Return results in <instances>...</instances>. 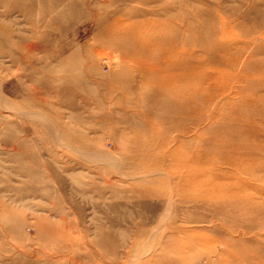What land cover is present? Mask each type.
Listing matches in <instances>:
<instances>
[{
  "label": "rangeland",
  "instance_id": "obj_1",
  "mask_svg": "<svg viewBox=\"0 0 264 264\" xmlns=\"http://www.w3.org/2000/svg\"><path fill=\"white\" fill-rule=\"evenodd\" d=\"M0 264H264V0H0Z\"/></svg>",
  "mask_w": 264,
  "mask_h": 264
},
{
  "label": "bare ground",
  "instance_id": "obj_2",
  "mask_svg": "<svg viewBox=\"0 0 264 264\" xmlns=\"http://www.w3.org/2000/svg\"><path fill=\"white\" fill-rule=\"evenodd\" d=\"M235 148V147H234ZM232 149V148H231ZM234 152L232 151V153L231 154H233ZM238 155H240L239 154V151L237 150L231 157H228V158H226V156L225 157H222V158H211V160H217L218 162H224V164H227L228 165V167L231 169V170H234L235 172H238L239 170H241V171H246V169L247 168H249V166H254V164H252V165H245V164H243L242 162H240V160L237 158V156ZM233 156H235V158H232ZM205 157L203 156V157H200L199 158V161H198V164H199V167H200V169H205V167L204 166H206V164L207 163H204V162H208L207 160H205L204 159ZM218 167V166H217ZM220 168V167H219ZM199 169V170H200ZM250 169V168H249ZM201 171V170H200ZM228 172V171H227ZM222 173H224V171H222ZM221 171H218V175H220L221 176ZM240 178V177H239ZM208 189V188H207ZM214 189H215V187H214ZM221 189V188H220ZM208 191V190H207ZM220 191V190H219ZM216 193H217V191H216Z\"/></svg>",
  "mask_w": 264,
  "mask_h": 264
}]
</instances>
